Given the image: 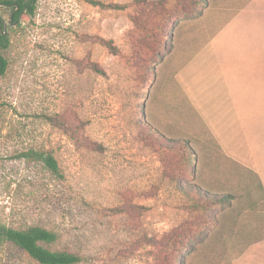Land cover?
Here are the masks:
<instances>
[{"label":"rangeland","instance_id":"rangeland-1","mask_svg":"<svg viewBox=\"0 0 264 264\" xmlns=\"http://www.w3.org/2000/svg\"><path fill=\"white\" fill-rule=\"evenodd\" d=\"M134 1L35 0L10 28L0 224L53 231L75 264H166L180 232L184 264H264V0H207L162 33ZM0 264L40 263L8 242Z\"/></svg>","mask_w":264,"mask_h":264},{"label":"trees","instance_id":"trees-1","mask_svg":"<svg viewBox=\"0 0 264 264\" xmlns=\"http://www.w3.org/2000/svg\"><path fill=\"white\" fill-rule=\"evenodd\" d=\"M34 1L35 0H0V28L2 12L5 9L2 5L8 4L10 2H15L18 3L20 9H22L23 6H27L28 10L23 14V18H26L25 16L31 14L35 10ZM206 3L207 0H175V7L174 9H171L162 5V2H146L144 0L134 1V4L140 9L141 6L149 8L150 12L147 14V22L152 25L156 31L161 33L166 27H171L170 23H172V15H190L198 13L200 12V9L206 5ZM111 6L115 9H124L125 7H127L126 4H112ZM171 10L173 12H171ZM10 28L11 27L8 26V32L5 34H2L0 29V49H5L8 47V33ZM153 37L155 38V36ZM163 40H166V38H163ZM156 43H160V41L156 39ZM154 53L156 54V56L160 57L158 50ZM5 66L6 59L3 58V56L0 54V75L4 73ZM160 138L163 140V142L167 141L164 137ZM172 145L176 146L178 145V142L176 143V141H173ZM180 147L181 151L185 154H191V151L193 149L191 141L182 143ZM16 155L19 158L23 157L41 162L52 171H56L58 168L57 163L52 155L47 154L42 149L29 148L26 151L17 152ZM175 163H178V160H175ZM195 164H197L196 161L192 163L193 166H195ZM191 167L192 166L190 164V171H195V173H197L196 167L194 171L191 170ZM168 173L170 179L176 178L172 172ZM254 174L261 187V181L258 178V175L256 173ZM177 183L178 186L182 188V180L177 181ZM190 187H193V185H191ZM195 193L199 198L204 200V204H201V207H203V205L205 206L203 207L204 209H208L212 205L224 204L230 201V196L228 194L225 196L221 194L220 196H218L219 198L212 199L207 198L208 192L206 190L203 191L200 190V188H197ZM180 233L182 237L181 239L183 240L176 241L174 239H170L166 241L167 249L169 248V252L167 253L169 256L168 259L166 256H164L162 259L166 262V264H184L183 253L187 251L189 244L183 241L189 238L185 237L182 232ZM56 238V233L38 225H30L25 228H13L0 224V246L8 242L15 244L20 249H22L31 259L40 264H75L82 260V257L75 253L69 251L52 250L46 247V244L52 243L56 240Z\"/></svg>","mask_w":264,"mask_h":264},{"label":"flooded vegetation","instance_id":"flooded-vegetation-1","mask_svg":"<svg viewBox=\"0 0 264 264\" xmlns=\"http://www.w3.org/2000/svg\"><path fill=\"white\" fill-rule=\"evenodd\" d=\"M5 10H8V19H4V16H1V30L4 27V24H6V30L5 33L8 32V26L11 28H16L19 26V24L22 21L23 14L27 12L28 7L23 6L22 9L19 8L18 3L10 2L8 4L2 5ZM35 6V1H34ZM10 22H12L10 24ZM3 33V34H5Z\"/></svg>","mask_w":264,"mask_h":264},{"label":"water","instance_id":"water-1","mask_svg":"<svg viewBox=\"0 0 264 264\" xmlns=\"http://www.w3.org/2000/svg\"><path fill=\"white\" fill-rule=\"evenodd\" d=\"M12 22H10V24H11ZM1 29V28H0ZM5 30H6V24H4V27L2 28V30H1V33L3 34V33H5Z\"/></svg>","mask_w":264,"mask_h":264}]
</instances>
